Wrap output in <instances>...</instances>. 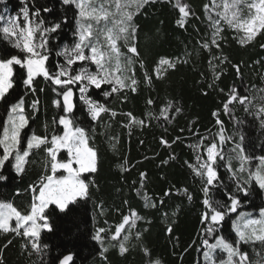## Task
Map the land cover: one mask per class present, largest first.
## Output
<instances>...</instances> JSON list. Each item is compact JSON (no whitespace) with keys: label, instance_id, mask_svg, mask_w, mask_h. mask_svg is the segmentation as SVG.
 <instances>
[{"label":"trees","instance_id":"trees-1","mask_svg":"<svg viewBox=\"0 0 264 264\" xmlns=\"http://www.w3.org/2000/svg\"><path fill=\"white\" fill-rule=\"evenodd\" d=\"M174 2L175 0L172 3L168 0H157L155 3L145 5L135 15L134 22L138 25L136 40L138 51L146 68L152 74L153 82L148 85L144 81L143 70L137 64L136 78L139 81L137 91L133 93L124 90L110 98L109 107L118 113L116 117H111L110 113H101L97 121H92L79 99V93L74 92V114L81 118L83 124L95 128L90 145L98 151V171L82 175L87 181H94L90 184L89 197L69 204L64 212H60L54 205L47 207L44 216L51 230H42L40 234V243L48 246L42 259L34 253L29 254L32 250L28 237L16 235L11 231L0 232L2 264H59L67 255L72 256L70 264H147L148 257L144 256L141 244L147 246L151 258L159 259L161 264H202L205 225L201 223V214L205 210L202 204L204 197L199 178L194 177L185 161L197 163L195 159L197 152L207 159L203 147L194 149L190 145H194L202 136L216 137L221 127L217 124V119L223 122V135L233 138L226 142L225 150L240 143V133L244 135L241 144L243 154L251 157V161L244 165L243 173H236L241 184L248 177L249 171H252V166L259 161L258 157H264V126L261 118L245 112L243 105L233 102L230 105L233 115L243 121L237 125L231 116L225 114L224 109V103L228 100L233 87L240 95H248L250 92L256 94L254 89L264 88V30H261L251 43L241 45L240 34L223 24L219 41L221 47L213 46L209 52L201 47V42L210 38L211 30L204 10V5L209 4L210 0H181L182 3H188L194 12V16L188 18L185 27L177 25L180 14L178 9L173 7ZM27 6L32 11L40 9V18L45 21V26L59 22L65 16L68 18V22L52 34L55 39L49 42L53 52L46 66L55 68L58 63L64 61V57L56 56L55 52L63 50L65 46L71 48L76 42V36L73 35L76 31L74 19L76 10L74 6L63 5L62 0H28ZM23 7L24 1L0 0V15L5 11L19 12ZM45 8L51 11L45 12ZM121 48L127 53V48L123 45ZM186 53L191 55L188 56ZM16 54H20L19 50L14 48L9 40L3 39L0 32V59L10 58ZM212 55L227 57V60L216 69L218 72L222 70L219 80L213 79V71L209 67ZM161 58L174 61L176 67L167 69L163 77L158 79L153 69ZM213 63L218 64L219 61L214 60ZM235 65L239 66V72ZM22 75L24 70L15 65L14 87L10 89L13 99L24 96L25 90L20 84ZM38 81L44 86L42 78H38ZM110 87L102 85L101 90L93 88L90 95L98 101H103L101 91ZM54 98L51 88L45 86V91L39 93L40 110L33 113L26 106V112L35 119L30 120L24 134L31 135L33 131L43 134L45 123H48L51 130L62 132V128L52 125L53 117L58 113L52 105ZM25 99L27 105L31 103L33 97L29 94ZM148 99H152L154 103L148 105ZM167 101H172L183 109L181 113L175 115L172 123H167L162 118L159 121L156 118H148L150 112L158 115ZM129 112L145 123L132 124L130 128L124 127L129 123V118L123 113ZM5 119L4 109L0 107V125ZM196 132L199 134H194ZM110 136L118 137V142L110 141ZM161 137L172 142L171 147L162 145ZM176 137L181 139L177 141ZM204 143L209 144L210 141ZM44 155L42 146L39 155L29 157L34 159V163L26 165L27 171L21 175H17L11 164L6 163L0 170V174L7 177L6 180L0 181V200L11 201L19 209L29 211V206L33 202L29 186L37 182L44 173L42 167ZM64 155L60 153L58 158ZM172 155L175 159H169ZM125 159L128 161V170L122 172L118 166ZM162 161L168 162L163 164ZM239 166L240 161L233 160V169H238ZM141 172L146 173L142 191L156 203L155 208L145 207V201L136 193V189L140 188ZM218 175L220 186L210 189V195L214 199L230 203L226 192L231 191L241 200L238 211L255 213L264 208L262 189L253 178L244 185L248 190L245 195L244 192L236 191V180L226 166L218 168ZM184 188L192 194L191 202L182 193L177 194L178 189ZM169 190L172 194L166 196L165 193ZM125 200L128 201L127 204L124 203ZM161 200L164 201L163 204H160ZM130 208L135 209L144 219L138 220L136 228L132 230L129 251L122 256L118 248L111 246L115 242L110 244L106 240L108 251L104 253L107 257V260H104L101 257V245L93 239V235L96 229L101 227L114 231L122 215L129 214ZM174 212L176 215H173ZM236 215L233 213L226 217L217 233L233 243L237 238L231 226ZM12 224L15 225L13 221ZM168 227L172 228L171 233L167 231ZM136 232L142 234L140 241L135 239ZM102 235L106 236L107 232ZM213 240L214 238L209 242L212 243ZM26 244L29 245L27 249L24 247ZM239 247L241 252L248 254L250 261L264 260V250L259 242L254 245L241 243Z\"/></svg>","mask_w":264,"mask_h":264},{"label":"snow or ice","instance_id":"snow-or-ice-1","mask_svg":"<svg viewBox=\"0 0 264 264\" xmlns=\"http://www.w3.org/2000/svg\"><path fill=\"white\" fill-rule=\"evenodd\" d=\"M155 2L157 0H62L63 5L74 6L77 10L74 15L76 31L73 35L78 39L71 48L65 46L63 50L55 52L56 56L64 57L63 63H58L55 68L46 66L53 52L49 42L55 39L52 34L68 22L67 16L59 22H52L45 26V21L40 18V9L30 10L27 6L28 0H24L25 7L21 9L22 15L18 14L10 18L0 15V32H2L3 39L9 40L20 53L11 55L10 58L0 59V107H3L6 116L3 124L0 125V149H2L0 170L5 167L6 163H9L17 175L24 174L27 171L26 165L34 163V159H29V157L39 155L42 146L45 153L42 163L44 173L37 182L29 186L33 194V202L29 206V211L19 209L11 201L0 200V232L11 231L16 235L28 237L32 250L29 252L30 255L34 253L42 259L46 254L48 246L42 245L39 238L42 227L51 230L44 216L47 207L55 205L60 212H64L69 204L76 203L78 199H87L90 184L94 181H87V178H82V174H94L98 171V151L90 145L95 128L83 124L81 118L74 114V92L79 93V99L83 102L90 119L97 121L101 113H110L113 118L117 116L118 113L109 107L110 98H114L113 94H119L124 90L133 93L137 91L139 83L136 78L137 64L143 70L144 81L148 85L153 82L152 74L146 68L138 51L136 42L138 25L134 22V17L145 5ZM168 2L172 3L173 0H168ZM173 7L177 8L180 14L177 25L185 27L188 18L194 16L191 6L186 2L182 3L181 0H175ZM245 9H247L246 13ZM204 10L211 33L210 38L201 42V47L209 52L213 46L221 47L219 41L223 24L237 32L244 33L239 38L241 45L251 43L261 30H264V0H221L220 3L210 0L209 4L204 5ZM44 11L48 12L51 9L45 8ZM120 42H123V47L127 48V53L121 51ZM186 55L190 56L191 53H186ZM214 60H218L219 63L214 64ZM225 60L227 57H216L215 55H212L209 60L214 80L220 79L222 70L218 72L216 69ZM15 65L24 70V75L20 77V84L25 92L24 96L13 99L10 89L14 87ZM74 65L78 66L74 67ZM91 65L96 66L95 71L92 70ZM175 67L174 61L161 58L153 71L156 78L160 79L167 69ZM234 67L239 72V66ZM38 78H42L44 86H41ZM102 85L111 87L101 91L104 99L98 101L90 95V91L93 88L101 90ZM45 86L50 87L54 93L55 98L52 100V105L58 110L57 115L53 117L52 125L62 128V132L51 130L48 123H45L43 134H38L36 131H33L31 135L24 134L30 120L35 119L33 115L26 112V106L33 113L40 110L39 93L45 91ZM211 86L210 84L209 87ZM253 91L256 94L250 92L248 95H240L233 87L229 92V98L224 103L225 114L231 116L237 125L242 124L243 121L233 115V109L230 108L233 102L243 105L245 112L261 118L262 126H264V88ZM29 94L33 99L30 104L26 105L25 96ZM153 103L152 99H148V105ZM182 111L180 106L167 101L158 115L150 112L148 118H156L158 121L162 118L163 121L172 123L175 115ZM123 115L129 118V123L124 127L130 128L132 124L143 125L145 123L144 120L134 117L130 112L123 113ZM217 124L221 127L216 137L202 136L194 145H190L194 149L203 147L207 159L197 152L195 154L197 163L185 161L194 177L199 178L204 197L202 204L205 210L201 214V223L205 225L202 238L204 264H264V260L250 261L248 254L241 252L239 247L241 243L254 245L259 242L264 250V208L260 209L259 218H253L251 213L238 211L241 200L231 191L226 192L230 203L214 199L210 195L211 188L220 186L218 175L220 166H226L227 170L232 173L236 180L237 192H244L247 195L248 190L244 185L248 184L253 177L259 187L264 189V157H258L261 167L256 168L255 172L249 171L248 177L241 184L236 173H243L244 165L251 161V157L243 154L241 144L244 135L240 133V143H236L234 148L225 150L224 145L233 138L223 135L222 121L217 119ZM217 137L219 143H217ZM180 139L181 137H176L177 141ZM109 140L118 142V137L110 136ZM205 141H210V143L205 144ZM160 143L171 147L172 142L161 137ZM112 147L115 150L114 144ZM61 151L65 152V156L58 159ZM169 159H175V156L172 155ZM233 160L240 161L238 169H233ZM167 162L162 161L163 164ZM118 167L122 172L127 171V159ZM6 179L7 177L0 174V181ZM145 179L146 173L141 172L140 188L136 189V193L145 201V207L155 208L156 203L151 201L146 192L142 191ZM181 193L189 202L192 201L193 196L187 188L177 190V194ZM171 194V190L165 193L166 196ZM124 203L127 204L128 201L125 200ZM163 203L164 201L161 200L160 204ZM233 213L237 214L236 220L233 221V230L238 238L234 243L229 242L224 236L217 235L219 226L226 217ZM173 215L176 213L174 212ZM141 219L144 218L135 209L130 208L129 214L122 215L114 231L102 227L96 229L93 239L101 245V257L104 260H107L104 253L108 251L106 240L110 244L116 242L111 246L118 247L122 256L129 251L130 239L133 237L132 230L136 228V222ZM13 220L15 225L12 224ZM38 221H44L43 225ZM167 231L171 233L172 228L168 227ZM106 232V236L102 235ZM141 235L140 232H136L135 239L140 241ZM213 238L215 242L210 243L209 241ZM140 246L144 256L148 257L147 264H161L159 259L151 258L147 246L143 244ZM24 247L27 249L29 245L26 244ZM217 249L227 253V259L217 258L215 255ZM71 260V255L64 256L61 264H69Z\"/></svg>","mask_w":264,"mask_h":264},{"label":"rangeland","instance_id":"rangeland-1","mask_svg":"<svg viewBox=\"0 0 264 264\" xmlns=\"http://www.w3.org/2000/svg\"><path fill=\"white\" fill-rule=\"evenodd\" d=\"M21 2H23L24 0H20ZM216 2L217 3H220L221 2V0H216ZM76 10V9H75ZM221 11L223 10L222 8L220 9ZM77 11V10H76ZM247 12V9H245V13ZM22 15V13H21V10H19V12H14V13H9L8 11H5V12H2V14L1 15H4L6 18H10V17H14V16H17V15ZM213 16H215V13H213ZM226 27H228L230 30H232V31H235V32H237L235 29H233V28H231V27H229V26H227L226 24H224ZM237 33H239L240 34V36H239V38L241 37V36H243L244 35V33L241 31V32H237ZM77 39H78V37H76V41H77ZM123 45V42H120V46H122ZM122 49V48H121ZM122 51V50H121ZM123 52V51H122ZM128 55H130V53H128ZM18 66V65H17ZM93 68V71H95V65H91ZM60 153H63V154H65V152H63V151H61ZM65 156V155H64ZM59 159V158H58ZM254 164V163H253ZM74 167H77L76 165H73ZM258 167H261V164H260V160L258 161V162H256L253 166H252V172H255V170H256V168H258ZM85 174H87V173H85ZM85 174H82V175H85ZM58 175H59V173H58ZM253 180L256 182V180H255V178L253 177ZM257 183V182H256ZM258 184V183H257ZM258 186H259V184H258ZM262 192H263V196H264V189H262ZM38 203V202H37ZM55 206V205H54ZM260 211V210H259ZM259 211H257V212H255V213H251L252 214V216H253V218H259ZM245 213H250V212H245ZM236 218H237V215L235 216V218H234V220H236ZM233 220V221H234ZM233 221H232V230H233ZM13 222L15 223V221L13 220ZM38 223H40L41 225H43V223H44V221H38ZM42 230H48L47 228H41V231ZM21 231H23V229H21ZM233 232L235 233V231L233 230ZM235 235H236V233H235ZM236 238H237V236H236ZM238 239V238H237ZM215 242V238H214V240H213V242L212 243H214ZM116 243V242H115ZM107 246V245H106ZM116 248H118V247H116ZM215 255H216V257L217 258H222V259H227V253H225V252H221L219 249H217L216 250V252H215ZM201 262H202V264H204V257H203V255H201Z\"/></svg>","mask_w":264,"mask_h":264},{"label":"water","instance_id":"water-1","mask_svg":"<svg viewBox=\"0 0 264 264\" xmlns=\"http://www.w3.org/2000/svg\"><path fill=\"white\" fill-rule=\"evenodd\" d=\"M73 102H74V98H73ZM74 104H75V102H74ZM62 259H63V258H62ZM62 259L60 260L59 264H61ZM70 263H71V261L69 262V264H70Z\"/></svg>","mask_w":264,"mask_h":264}]
</instances>
